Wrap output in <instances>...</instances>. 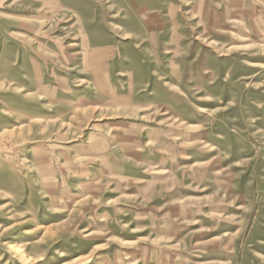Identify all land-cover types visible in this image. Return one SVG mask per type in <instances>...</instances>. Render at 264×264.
I'll use <instances>...</instances> for the list:
<instances>
[{
  "label": "rangeland",
  "instance_id": "rangeland-1",
  "mask_svg": "<svg viewBox=\"0 0 264 264\" xmlns=\"http://www.w3.org/2000/svg\"><path fill=\"white\" fill-rule=\"evenodd\" d=\"M240 8L168 40L133 0H0V264H264V0Z\"/></svg>",
  "mask_w": 264,
  "mask_h": 264
},
{
  "label": "crops",
  "instance_id": "crops-1",
  "mask_svg": "<svg viewBox=\"0 0 264 264\" xmlns=\"http://www.w3.org/2000/svg\"><path fill=\"white\" fill-rule=\"evenodd\" d=\"M122 2H129V0H121ZM139 4L140 14L138 17H141L144 14L143 18H152L154 20V30H157L159 36H168V40L174 39L177 40L178 35L187 36L189 30H207L208 28L216 29V24L219 23V20H224L226 18H231L234 15H240L243 12L240 6L242 4H247L251 0H133ZM128 13V12H127ZM125 16L122 15V18ZM129 17V16H128ZM174 30V31H173ZM176 31V32H175ZM175 32V33H174ZM174 33V34H173ZM156 34V33H155ZM160 38V37H159ZM181 38L182 45L179 49L186 50L183 46H186L187 39ZM172 45V50H175V44ZM187 47V46H186ZM105 49V48H104ZM178 49V50H179ZM91 61V60H90ZM169 61L174 65L173 59L169 58ZM182 66L188 65V58L182 57L180 59ZM179 61V62H180ZM170 64V65H171ZM168 92V91H167ZM170 96V94H168ZM127 106V111L129 110ZM163 130V129H161ZM155 129H152V132H144L142 136L146 137L144 144L147 147L151 145L150 141L155 139L160 140L162 134L154 133ZM162 132V131H161ZM128 138L124 134L120 136V141L124 142L126 140L128 143ZM130 147V145H129ZM128 150V147H126ZM148 153L142 157V162L145 166L151 162L148 158ZM131 159L125 157L124 153L118 155H113L106 162L107 168H111L110 177H118L128 179L129 175L132 173L133 165L131 164ZM105 163V162H104Z\"/></svg>",
  "mask_w": 264,
  "mask_h": 264
}]
</instances>
